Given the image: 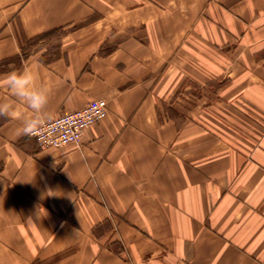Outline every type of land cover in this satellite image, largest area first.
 <instances>
[{
	"label": "crops",
	"instance_id": "0c3cea01",
	"mask_svg": "<svg viewBox=\"0 0 264 264\" xmlns=\"http://www.w3.org/2000/svg\"><path fill=\"white\" fill-rule=\"evenodd\" d=\"M22 68L41 123L108 114L41 150L0 83V264H264V0H0V82Z\"/></svg>",
	"mask_w": 264,
	"mask_h": 264
},
{
	"label": "built area",
	"instance_id": "2783aa9c",
	"mask_svg": "<svg viewBox=\"0 0 264 264\" xmlns=\"http://www.w3.org/2000/svg\"><path fill=\"white\" fill-rule=\"evenodd\" d=\"M108 114L106 102L97 100L40 124L33 138L41 150L57 149L78 144L84 133L104 120Z\"/></svg>",
	"mask_w": 264,
	"mask_h": 264
},
{
	"label": "clouds",
	"instance_id": "9594fccd",
	"mask_svg": "<svg viewBox=\"0 0 264 264\" xmlns=\"http://www.w3.org/2000/svg\"><path fill=\"white\" fill-rule=\"evenodd\" d=\"M37 74L31 69L22 68L6 75L2 86L20 103L31 110L32 115L22 121L19 132L23 135H34L43 118L44 109L49 102L50 90L37 85ZM0 116L18 118L15 106L10 103H0Z\"/></svg>",
	"mask_w": 264,
	"mask_h": 264
},
{
	"label": "rangeland",
	"instance_id": "374dc122",
	"mask_svg": "<svg viewBox=\"0 0 264 264\" xmlns=\"http://www.w3.org/2000/svg\"><path fill=\"white\" fill-rule=\"evenodd\" d=\"M64 31L51 32L49 35L41 39H36L28 48L29 53H38L43 51L44 55L52 57L54 54L58 53L59 46L61 44L62 37L64 36Z\"/></svg>",
	"mask_w": 264,
	"mask_h": 264
},
{
	"label": "trees",
	"instance_id": "16d2710c",
	"mask_svg": "<svg viewBox=\"0 0 264 264\" xmlns=\"http://www.w3.org/2000/svg\"><path fill=\"white\" fill-rule=\"evenodd\" d=\"M50 33H51V32L45 33V34H43V35H41V36L37 37L36 39H41V38H44L45 36L49 35Z\"/></svg>",
	"mask_w": 264,
	"mask_h": 264
}]
</instances>
